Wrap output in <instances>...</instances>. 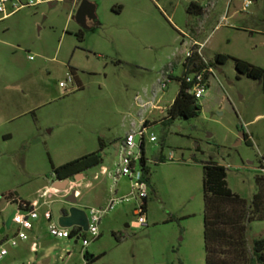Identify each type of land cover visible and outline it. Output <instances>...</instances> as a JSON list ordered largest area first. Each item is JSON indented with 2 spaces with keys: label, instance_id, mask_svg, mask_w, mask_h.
<instances>
[{
  "label": "rangeland",
  "instance_id": "1",
  "mask_svg": "<svg viewBox=\"0 0 264 264\" xmlns=\"http://www.w3.org/2000/svg\"><path fill=\"white\" fill-rule=\"evenodd\" d=\"M50 1L51 8L23 9L0 22V230L14 211L27 216L12 200L39 205L37 219L0 234L6 251L0 264H86V254L97 258L90 264H205L202 166H222L228 189L252 199L255 179L264 177V82L238 77L228 60L214 67L196 118L162 121L179 90L177 64L191 29L199 32L206 61L220 54L264 69V0H248L247 8L246 0H85L97 19L89 30L74 21L83 0ZM192 3L207 13L188 14ZM173 64L174 79L167 81ZM144 122L155 124L144 137L149 178L141 228L131 182L111 174L127 133ZM100 142L103 165L75 182L74 206L88 214L111 200L129 201L101 217L97 238L84 233L83 249L49 233L70 208L64 193H39L51 186L52 166L96 152ZM18 229L27 240L13 246ZM261 238L264 222L250 223L248 245ZM32 242L41 244L36 253Z\"/></svg>",
  "mask_w": 264,
  "mask_h": 264
},
{
  "label": "trees",
  "instance_id": "2",
  "mask_svg": "<svg viewBox=\"0 0 264 264\" xmlns=\"http://www.w3.org/2000/svg\"><path fill=\"white\" fill-rule=\"evenodd\" d=\"M188 14L201 16L202 8L192 3ZM116 13L118 10H113ZM195 11V12H192ZM82 40V33L77 35ZM231 60L238 77L264 82V69L255 67L245 61L231 58L226 55H216L214 62L208 61L210 67L224 65ZM197 60H189L192 70L199 71L200 63ZM199 64V65H198ZM184 74V73H183ZM182 74V75H183ZM173 80V79H172ZM179 84V90L173 103L166 109V117L162 121L169 124L175 119L189 120L196 118L200 113L199 101L187 90L182 78H175ZM154 123L144 122L149 128ZM246 139V138H245ZM139 167L142 179L147 184L149 170L146 167L144 155V140H141ZM103 144L100 142L98 151L85 155L79 159L70 161L57 168H52L51 179L53 182L62 181L70 177L82 174L103 165ZM203 243L205 252V264H264V238L255 240L248 245L247 228L250 223L264 222V177L255 179L256 193L250 201L244 200L233 194L226 184V170L222 166L209 162L203 164ZM261 168H264L261 166ZM146 201L143 200V210L146 214ZM18 204V209L28 211L31 203L23 200H12ZM66 212H63L64 214ZM116 238L119 242L120 239ZM86 264L94 262L97 258L85 255Z\"/></svg>",
  "mask_w": 264,
  "mask_h": 264
},
{
  "label": "built area",
  "instance_id": "3",
  "mask_svg": "<svg viewBox=\"0 0 264 264\" xmlns=\"http://www.w3.org/2000/svg\"><path fill=\"white\" fill-rule=\"evenodd\" d=\"M50 0H0V22L7 20L17 12L23 9L37 8L44 4H49ZM250 1L246 0L244 7L247 8L250 5ZM204 44H198L196 42H191L190 44H184L183 57L180 63L181 69V78L183 82L189 86L187 90L197 101H200L204 94L206 93L209 82L211 79L215 78L216 71L213 67H210L208 61L203 58L202 51ZM32 58L29 57V60ZM197 60L196 62L200 63L201 69L199 71L192 70V66L188 64L189 60ZM199 65V64H198ZM184 73V74H183ZM183 74V75H182ZM164 77L167 81L172 80L173 77V67H169L165 71ZM167 81L160 82L159 89L164 91L167 86ZM148 130L144 125H142L137 130H132L127 133L125 139L121 143L120 153H119V162L116 165V169L111 177L114 181L118 180L121 177H126L131 182V196L137 201V207L134 210V215L137 218L136 227H145L146 226V214L143 210V200L147 198V185L142 179V173L139 167L140 161V150L138 148V153L134 152L136 148L135 138L139 136L141 140H144L145 132ZM140 140V142H141ZM149 141L151 143L156 142V138L150 134ZM140 146V145H139ZM172 155H170V158ZM264 172V168H260ZM80 185L76 183L69 184L67 189L63 191V197L69 195L70 193L74 194V197L79 195ZM49 194L48 190H43L39 193V198H45ZM129 201L128 198L121 200H111L106 209L96 210L90 209L87 217L89 222V228L87 233L92 237L97 238L99 236L97 231V225L103 215L108 213L113 209V207L119 203ZM38 208V203L35 202L31 204V209L27 212V216L18 217L17 213L15 214L12 223H17L21 227L26 226L27 219H37L36 209ZM50 219V215L48 216ZM30 229V228H29ZM49 233L51 236L58 239H74L75 243L81 242L82 248L85 249L88 246L87 240L84 238V233L80 228L74 227L71 229H63L58 227V225H50ZM17 240H26V235L20 230L16 233L14 239H12L11 244L16 245ZM36 248V245H34ZM6 255L5 250L0 251V259Z\"/></svg>",
  "mask_w": 264,
  "mask_h": 264
},
{
  "label": "water",
  "instance_id": "4",
  "mask_svg": "<svg viewBox=\"0 0 264 264\" xmlns=\"http://www.w3.org/2000/svg\"><path fill=\"white\" fill-rule=\"evenodd\" d=\"M56 4V2H50L48 4L49 8L53 7ZM91 20L93 22H96V16H95V7L83 0L79 4L75 15H74V21L75 23L82 29V30H89L88 27H86V21ZM220 72V71H218ZM240 138L243 137L240 135ZM82 179V174L76 175L74 177H70L68 179L62 180V181H55L54 182V188L59 191H65L69 184L78 182ZM64 200L66 203L70 205V208L66 211V213L61 214V216L57 220V225L60 228L63 229H71L74 227L80 228L83 232H87L89 228V222L87 214L76 208L74 205L76 203V198L74 197L73 193H70L66 197H64ZM17 212L14 211L6 220L4 226L0 230V234H3L6 230L10 229V226L12 224L13 218ZM128 227V226H126Z\"/></svg>",
  "mask_w": 264,
  "mask_h": 264
},
{
  "label": "crops",
  "instance_id": "5",
  "mask_svg": "<svg viewBox=\"0 0 264 264\" xmlns=\"http://www.w3.org/2000/svg\"><path fill=\"white\" fill-rule=\"evenodd\" d=\"M255 1V0H254ZM196 4H198V3H196ZM199 5V4H198ZM200 6V5H199ZM201 8H202V6H200ZM207 13V11L206 10H203V8H202V12H201V16H204L205 14ZM198 34H199V32L196 30V29H191V35L188 37V44H190L191 42H196V43H198V44H202V43H199L198 42ZM183 45V44H182ZM184 51V50H183ZM202 55H203V53H202ZM182 57H183V52H181V58L180 59H182ZM203 58L205 59V57L203 56ZM206 60V59H205ZM180 63H181V61H179L178 62V67L180 68ZM169 67H173L174 68V64L173 65H169ZM172 79H174V77H172ZM84 179V175H82V179L80 180V181H82ZM44 190H48L49 191V194H59V195H61V193L63 192V191H58L57 189H55L54 188V182L53 181H51V186L49 187V188H46V189H44ZM36 201H34V202H32L31 204H33V203H35ZM39 206V205H38ZM50 219H51V216H50ZM21 229H18L17 230V232L18 231H20ZM30 232H32V228H30V230H29ZM15 237V236H14ZM39 238L41 239L42 237H40L39 236ZM27 240V239H26ZM22 241V240H21ZM25 241V240H24ZM34 245H36V248L34 247ZM41 248V244L39 243V242H32V244H31V250L33 251V252H37L39 249ZM85 261H86V258H85Z\"/></svg>",
  "mask_w": 264,
  "mask_h": 264
},
{
  "label": "flooded vegetation",
  "instance_id": "6",
  "mask_svg": "<svg viewBox=\"0 0 264 264\" xmlns=\"http://www.w3.org/2000/svg\"><path fill=\"white\" fill-rule=\"evenodd\" d=\"M80 3H81V1L80 2H77V4H76L77 8H78V6H79ZM77 8H76V10H77ZM90 25H92V21L91 20H87L86 21V27H88V29L91 28ZM240 135L243 137L242 139H245L246 138V136L243 133H240Z\"/></svg>",
  "mask_w": 264,
  "mask_h": 264
}]
</instances>
